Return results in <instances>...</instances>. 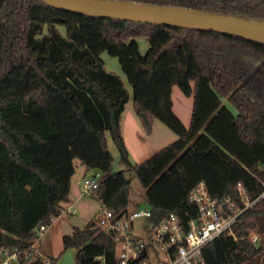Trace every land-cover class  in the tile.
I'll list each match as a JSON object with an SVG mask.
<instances>
[{
	"label": "trees",
	"instance_id": "trees-1",
	"mask_svg": "<svg viewBox=\"0 0 264 264\" xmlns=\"http://www.w3.org/2000/svg\"><path fill=\"white\" fill-rule=\"evenodd\" d=\"M118 1L264 22V0ZM139 36L149 42L146 55ZM104 52L119 58L145 133L158 120L178 136L141 164L132 163L122 130L131 95L105 68ZM175 85L194 99L189 128L173 111ZM107 134L120 164L144 183L152 224L171 213L184 223L196 218L189 196L200 183L213 198L244 208L239 185L249 202L264 192V44L95 18L40 0H0V248L22 250V264H48L31 246L36 229L50 227L70 203L75 161L88 173L99 170L92 197L102 208L127 209L130 181L125 171L111 173ZM263 203L240 215L233 236L223 234L206 247L205 264H264ZM95 220L63 238V253L77 250L75 264H116L117 243L98 233Z\"/></svg>",
	"mask_w": 264,
	"mask_h": 264
},
{
	"label": "built area",
	"instance_id": "built-area-1",
	"mask_svg": "<svg viewBox=\"0 0 264 264\" xmlns=\"http://www.w3.org/2000/svg\"><path fill=\"white\" fill-rule=\"evenodd\" d=\"M99 177H85L80 184L82 195H93L99 188ZM239 198L245 202L244 208H238L213 198L206 185L200 183L190 193L189 200L198 209V216L188 222L181 221L178 215L171 213L160 223L152 224L151 241L145 243L131 234L135 220L152 218L151 210L121 211L119 213L102 208L96 218L98 233H104L117 243L116 264H205L204 250L223 234L234 235L233 226L240 215L264 199V192L254 202H249L244 189L239 185ZM230 205V206H229ZM228 207V208H227ZM76 214L74 206L64 207L61 215ZM48 227L42 225L36 229L37 238L31 246L34 254H40V241ZM254 244L260 243L258 235L251 234ZM152 249L156 253L153 262ZM22 250L19 248H0V264H22ZM29 254L25 258L30 259ZM49 264V262H47Z\"/></svg>",
	"mask_w": 264,
	"mask_h": 264
},
{
	"label": "rangeland",
	"instance_id": "rangeland-1",
	"mask_svg": "<svg viewBox=\"0 0 264 264\" xmlns=\"http://www.w3.org/2000/svg\"><path fill=\"white\" fill-rule=\"evenodd\" d=\"M59 29L63 35L66 34L65 27L60 26ZM137 42L140 53L142 55H146L150 47L147 37L139 36L137 38ZM101 60L104 62L105 68L109 72L115 73L122 79L126 89L131 95L130 101L126 105L123 117L125 118V121L129 117L136 120L139 126V131H134L130 128V126L126 128L127 139L130 147V159L134 164L146 162L162 150L174 144L178 136L169 127L158 120L154 121L152 133L150 135L146 134L142 129V122L134 110L133 87L126 73L123 71L119 58L104 52L101 54ZM172 99L174 113L179 117L184 126L189 128L194 103L193 96H186L182 93L180 88L175 85L173 87ZM223 100L226 103V99ZM107 136L108 146L114 157L111 173L125 171L126 177L130 181L128 209L130 211L148 210L149 203L146 197L147 189L144 183L134 172L126 171L125 167L120 164L118 149L112 141L110 135L107 134ZM75 170L76 172L73 176V182L74 185L75 183L77 185V182L80 181L81 183L84 179L86 168L80 161H75ZM145 173H147V171ZM93 174L94 172L92 171L87 174V177H92ZM98 179L101 180L102 178L99 177ZM76 190L79 192L78 187H76ZM79 193L82 194L83 190H80ZM263 205L264 203L262 206ZM70 206H72L70 203L65 205V207ZM74 209L76 210V214L74 215L68 213L54 218L52 225L48 227V230L43 234L40 241V254L46 261L50 262L52 259H58L57 264H75L77 250L73 249L63 253V238L66 235L73 234L77 229L83 230L91 220L94 221L100 214L102 205L91 195H85L81 202H79L77 206H74ZM151 230L152 223L150 220L142 217L133 222L130 232L134 236L141 238L145 243L149 244L151 241ZM151 254L153 262H156L157 256L154 249H152Z\"/></svg>",
	"mask_w": 264,
	"mask_h": 264
},
{
	"label": "water",
	"instance_id": "water-1",
	"mask_svg": "<svg viewBox=\"0 0 264 264\" xmlns=\"http://www.w3.org/2000/svg\"><path fill=\"white\" fill-rule=\"evenodd\" d=\"M80 15L220 33L264 44V22L172 6L118 0H40ZM143 118L148 122L147 117ZM99 170L93 176L97 177Z\"/></svg>",
	"mask_w": 264,
	"mask_h": 264
},
{
	"label": "crops",
	"instance_id": "crops-1",
	"mask_svg": "<svg viewBox=\"0 0 264 264\" xmlns=\"http://www.w3.org/2000/svg\"><path fill=\"white\" fill-rule=\"evenodd\" d=\"M129 118L125 121V118L123 117L122 130H123V136H124V139H125V143H126L127 148H128V150L130 152V147H129V143H128V139H127V129L126 128L128 126H130V128H132L134 131L138 132L139 131V126H138V123H137L136 120L132 119L131 117H129ZM142 129H143V126H142ZM143 131H144V129H143ZM87 174H88V172H87V169H86V174H84L85 175L84 178L87 177ZM97 177H100V174ZM80 184L81 183L79 181V182H77V185H76V183L74 185L73 178H72L71 195H70V204L72 206H77V204L79 202H81V200L84 197L81 193H79L80 190H81ZM76 187H78L79 192H77ZM127 211H130L128 209V207H127Z\"/></svg>",
	"mask_w": 264,
	"mask_h": 264
}]
</instances>
